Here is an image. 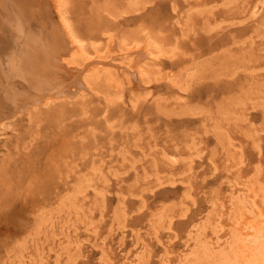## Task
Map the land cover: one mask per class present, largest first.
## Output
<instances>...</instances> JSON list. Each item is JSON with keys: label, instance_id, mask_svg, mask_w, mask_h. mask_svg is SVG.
Masks as SVG:
<instances>
[{"label": "rangeland", "instance_id": "obj_1", "mask_svg": "<svg viewBox=\"0 0 264 264\" xmlns=\"http://www.w3.org/2000/svg\"><path fill=\"white\" fill-rule=\"evenodd\" d=\"M77 1L91 52L163 55L147 88L6 118L0 264H264V0Z\"/></svg>", "mask_w": 264, "mask_h": 264}, {"label": "bare ground", "instance_id": "obj_2", "mask_svg": "<svg viewBox=\"0 0 264 264\" xmlns=\"http://www.w3.org/2000/svg\"><path fill=\"white\" fill-rule=\"evenodd\" d=\"M78 5L77 0H0V131L5 127L6 118L11 120V116L16 118L22 114L32 116L42 106L49 107L54 103L84 98L87 94L97 92L100 85L106 86V94L114 90L119 96L131 90L130 86L136 82L139 89L147 88L151 73L145 65L149 61H156L155 57L158 58L159 54L163 55L162 50L155 54L151 49L153 44L148 43L154 40L147 44H141V41V45L128 47L127 39L117 41L110 36L104 52L100 53L98 48L91 52L86 38L78 28ZM142 32H145L144 29ZM145 40L148 41V38ZM153 47L154 50L158 48ZM115 52L127 57L128 62H116L115 57L118 55ZM260 250L264 256V243Z\"/></svg>", "mask_w": 264, "mask_h": 264}]
</instances>
